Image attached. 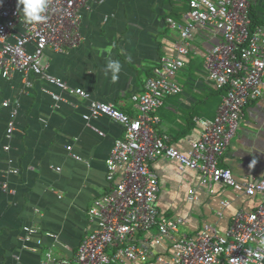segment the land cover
<instances>
[{"label":"crops","instance_id":"crops-1","mask_svg":"<svg viewBox=\"0 0 264 264\" xmlns=\"http://www.w3.org/2000/svg\"><path fill=\"white\" fill-rule=\"evenodd\" d=\"M188 10L187 0H98L82 11L81 45L64 53L47 49L43 64L69 87L88 92L90 101L110 103L136 116L132 96L143 93L161 60L174 57V45L182 41L167 20L184 24ZM250 12L257 26L264 25V0H251ZM218 41L212 31L194 30L186 65L174 77L182 92L168 97L156 112V130L183 153L201 138L198 119L214 120L221 105L224 91L205 71L206 54ZM110 59L122 65L116 81L106 74ZM87 110L86 100L41 77L24 80L15 73L3 78L0 73V264H44L48 253L72 259L83 237L93 231L88 212L108 190L106 160L124 137V128L107 117L87 123ZM11 120L16 130L7 138ZM69 145L80 159L66 150ZM11 167L19 172L10 173ZM178 167L166 158L150 165L160 185V212L185 220L183 232L189 236L205 225L227 231L238 211L252 210L260 200L221 183L210 193L196 172L183 175ZM219 167L239 182L264 179V95L245 107ZM190 189L195 190L194 202L189 201ZM224 201L230 204L222 209ZM25 227L37 233L30 235Z\"/></svg>","mask_w":264,"mask_h":264},{"label":"built area","instance_id":"built-area-1","mask_svg":"<svg viewBox=\"0 0 264 264\" xmlns=\"http://www.w3.org/2000/svg\"><path fill=\"white\" fill-rule=\"evenodd\" d=\"M97 1L49 0L47 19L35 27L23 20L17 0H2L0 4L1 76L10 78L19 73L24 80L41 77L86 100L88 110L83 119L87 123L107 117L124 128V137L115 142L106 160L108 190L94 200L88 212L93 231L83 237L72 259H58L48 253L43 263L264 264V179L239 182L230 170L219 167L240 127L245 107L264 95V25L252 29L251 0H188L190 10L184 24L167 20L171 28L178 29L182 41L175 43L174 57L161 60L143 93L132 96L136 116L110 103L90 101L88 92L69 87L63 79L49 74L43 64L47 49L64 53L81 45L82 11L90 10ZM197 27L219 37L206 54L205 71L208 80L224 94L214 120L198 119L203 128L201 138L192 141L188 152L183 153L156 130L160 122L156 112L168 97L182 92L174 77L186 65L188 40ZM4 106L9 103L4 102ZM15 130L11 120L7 138ZM66 150L80 159L73 154L72 145ZM160 158L177 161L183 175L187 170L196 172L199 184L210 193L221 183L260 200L254 209L238 211L227 231L205 225L189 236L182 231L185 220L166 217L159 210L160 185L150 165ZM55 169L61 171L60 167ZM9 172L19 171L11 167ZM3 187L7 189L6 184ZM196 199L195 190L190 189L189 201ZM229 204L224 201L222 209ZM24 229L30 235L37 233L33 227Z\"/></svg>","mask_w":264,"mask_h":264},{"label":"clouds","instance_id":"clouds-1","mask_svg":"<svg viewBox=\"0 0 264 264\" xmlns=\"http://www.w3.org/2000/svg\"><path fill=\"white\" fill-rule=\"evenodd\" d=\"M2 4V0H0ZM49 9V0H17V10L22 14L23 20L33 27L39 25L47 19L46 13ZM121 63L119 60L110 59L107 62L106 74H112V80L118 79V74L121 71ZM264 244V241H261Z\"/></svg>","mask_w":264,"mask_h":264},{"label":"trees","instance_id":"trees-1","mask_svg":"<svg viewBox=\"0 0 264 264\" xmlns=\"http://www.w3.org/2000/svg\"><path fill=\"white\" fill-rule=\"evenodd\" d=\"M187 2H188V0H187ZM188 6H189V4H188ZM189 10H190V6H189ZM188 10V11H189ZM186 15V14H185ZM250 16H251V13H250ZM185 17V16H184ZM251 20H252V16H251ZM168 23V22H167ZM258 24L254 21V20H252V29H254V27H256Z\"/></svg>","mask_w":264,"mask_h":264},{"label":"rangeland","instance_id":"rangeland-1","mask_svg":"<svg viewBox=\"0 0 264 264\" xmlns=\"http://www.w3.org/2000/svg\"><path fill=\"white\" fill-rule=\"evenodd\" d=\"M182 231H185V228H182Z\"/></svg>","mask_w":264,"mask_h":264}]
</instances>
